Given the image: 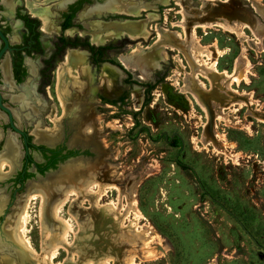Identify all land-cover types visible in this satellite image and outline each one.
Returning a JSON list of instances; mask_svg holds the SVG:
<instances>
[{"label":"rangeland","instance_id":"obj_1","mask_svg":"<svg viewBox=\"0 0 264 264\" xmlns=\"http://www.w3.org/2000/svg\"><path fill=\"white\" fill-rule=\"evenodd\" d=\"M156 1L159 0H134L133 3H148L154 6ZM161 1L163 4L167 2ZM208 1L174 0L179 4L176 6L172 0H168L171 4L164 5L162 12L148 9L146 16L149 13L157 14L156 19L142 15L136 17L145 18L149 24L150 34L147 40L138 39L136 42L128 38L115 40L113 42L118 41L114 43L117 48L108 58L120 64L125 58L134 61V58L138 57L144 62V59L152 55L148 53L154 51L152 47L146 50L145 46L152 45L157 30L159 32L171 30L175 35L176 31L183 32L185 36V30H190L196 20L215 22L216 18H223L229 21H244L240 23L242 37L218 28H195V35L200 44L209 46L216 41L218 48L226 52L220 56L209 54L208 61L213 57L216 58L215 72L202 74L200 63L195 62L184 41H182L184 48L165 44L169 42L164 41L171 38L165 40L167 36L160 33L161 39H158L157 35L155 42L162 43L164 54L162 58H157L155 65H146L147 73L150 75L147 79L139 78V70L128 68L125 64L123 67L131 69L128 77L124 71H119L111 65L115 71L106 69L104 73L101 69L102 84L97 85L96 82L97 95L93 94L89 101L93 109L92 118L99 122L94 140L100 154L95 158L99 156L102 169H106V178H112L114 180L112 181L123 189L120 194L116 190H108L100 198V203L112 201L119 208L126 207L130 202V186L136 182L137 206L142 215L141 219H137L136 227L143 224L151 225L167 245L166 250L158 253L155 251V256L146 258L147 260L135 254L133 258L135 264H264V6L262 5L264 0H259L260 4H256L254 0H227L226 3L217 0V6L212 8ZM168 8H174V11ZM177 10L180 12H175ZM79 20L81 18L77 19ZM137 43L141 45L143 51H132ZM169 45H172V50L175 51L169 50ZM209 49L212 50L211 47ZM85 53L86 59L89 54ZM199 57L200 62L201 58H207L202 55ZM157 67L160 69L154 71ZM223 70L230 76L224 77L217 73ZM244 71L248 78L247 83L244 81ZM55 75L50 73L51 77ZM125 77L128 83L123 82ZM230 77L240 78L238 85L234 82L228 84ZM172 79L174 84L180 82V86L171 85ZM50 81L52 82L51 97L46 86V92L40 87L38 94L32 95L33 100L18 91L15 96L6 97L5 104L13 111L16 126L25 129L32 136L33 142L38 143V139L50 141L51 136L58 135L66 138L68 142L72 139L76 140L77 133L86 131L84 128L69 130L63 128L61 116L67 113L66 98L64 111L60 105L61 115L56 77L50 78ZM135 81L137 84L133 83ZM199 81L207 85V88L205 84L204 87L208 92H204L203 89V95L210 100L214 97V100L219 102L215 109L208 107V111L204 110L193 96V90L201 88ZM148 82L154 83V88L149 93V101L143 103L144 87L140 83ZM243 94L244 98L252 99L250 104L254 105L246 104L248 106L235 111L234 108L240 104L239 101L243 100L240 97ZM177 95L181 98H177ZM187 95L190 98H187ZM97 97H100L102 102ZM122 98L128 99L126 107L109 101L118 102ZM101 103L115 107H100ZM217 116L226 120H219ZM54 119H59L58 123L61 122L57 128H54ZM5 121L6 115L0 112V123ZM212 121L217 122L215 130L219 134H225L226 141L233 142L235 147H227L228 143L221 142L210 132ZM88 127L89 132H93L92 127ZM165 133L167 138L173 133H177L179 138L169 143L165 139ZM18 138V134L10 129H7L4 135L0 134V161L4 163L0 168V176H4L0 179V209L4 206L3 210H6L5 216L3 213L0 214V224L3 229L8 230L11 225L9 217L15 214L20 202L27 195H33L26 207L28 215L25 234L30 246L34 248L33 252L40 254L44 248V241L47 242L48 247L52 245L48 239L44 240L45 230H49L57 237L58 225L61 224L52 215L49 214L50 219H48L45 216L46 212L41 213L40 196L46 197L45 205H47L53 196L49 193L52 192V188L63 189L64 185L58 181L57 175L39 181L32 173L24 181L23 186L16 189L14 175L20 169L23 156ZM203 143H208L206 148L203 147ZM11 144L18 152L17 155L14 154V158L11 157ZM236 152H240V156H235ZM15 158H17L16 162ZM34 158L38 160L39 157L34 154ZM42 175L45 176V173ZM83 179L79 178L69 187L74 186L80 190L83 183L92 179L109 181L95 178L93 172ZM95 196L94 192L80 198L84 200L79 205V212L87 215L90 211V219L97 211V208L94 209L95 211L90 208V202H93ZM72 199L65 203L60 211V216L67 219L72 227L67 235V243H65L67 247H61L55 252L53 263L61 264L66 258L72 260L70 257L75 260L80 252L83 253L87 248L94 247L88 245L87 240L98 239L92 230L89 237L85 236L83 241L79 240L78 236L81 235L79 226L83 218H80V213L78 214L76 210L78 202H72ZM120 212L124 213V210ZM99 215L100 213L95 219L96 226ZM132 218V214H129L128 219ZM91 223L94 225L93 221ZM105 226L111 228H105L101 234L110 240L109 236L112 233L109 230L113 228L114 231L116 225L106 222ZM88 230L85 232L89 234ZM117 235L118 233L116 234L118 239H114L112 244L119 247L120 251H112L109 245L101 243L102 247L106 246L105 249L94 250L92 255L108 252L110 256L108 262L117 263L118 255L128 249L126 242L119 240L120 237ZM152 243L153 247L158 246L156 240ZM67 249H70L71 255ZM32 255L37 258V264L46 262L43 261L42 256L37 257L33 253Z\"/></svg>","mask_w":264,"mask_h":264},{"label":"flooded vegetation","instance_id":"obj_2","mask_svg":"<svg viewBox=\"0 0 264 264\" xmlns=\"http://www.w3.org/2000/svg\"><path fill=\"white\" fill-rule=\"evenodd\" d=\"M31 1L32 0H0V112L6 115V121L0 123V134L4 135L6 130L10 129L18 134V139L21 142L23 156L20 169L17 170L14 175L16 189L21 188L24 181L30 177H26V175H32V173L35 174V172L43 174L49 169H54L57 164L70 157H77L80 164L86 168L85 171H87V173L93 172L95 177L101 180H111L108 177L106 178V169H102L103 165L100 162L99 156L95 158L96 155L100 154V150L94 140L95 133L97 132L96 127L97 124L99 125V122L97 119L94 120L92 118L93 109L89 101L93 94L97 95L95 85L96 82L97 85L101 83V68L104 64H110V66L116 67L117 70L124 71L127 77L131 74L129 72L131 69L125 68V66L123 67V63L120 64L108 58L110 53L117 48L114 43L128 37H122L117 42L108 41L105 43H93L91 41V34L100 31L104 32L107 30L108 26L92 28L91 24L94 21L100 20L102 22L144 20L145 18L138 19L136 17L141 15L147 17L146 12H149L148 9L162 12L163 6L169 5L171 2L167 0L168 3L166 2V4H163V1L159 0L154 3L155 7L152 5L151 7L148 3H133L134 0H61L60 4H58L57 1H49V12L54 14L52 17L53 24L44 28L41 19L34 15L28 7V3ZM172 1L174 5L179 6L174 0ZM117 4L121 5L128 12L140 13H137V16H133L129 13H115L112 8ZM173 9L168 8L170 11ZM175 12H180V10ZM80 18L81 20L77 21V19ZM48 29L52 30L49 31ZM70 29H72L73 32H67V30ZM161 33L163 35L171 34L173 37L177 38V41H171L167 39L169 37L166 35L167 37L165 40L168 41L164 42L169 43L165 44H174L184 48L183 40L171 30L167 32L162 30ZM154 38V42L151 46H145V48H147L146 50L151 47L154 49V51L148 53L150 55L162 44L155 42L157 33ZM128 39L136 42V40ZM139 39L140 41L147 40L143 37ZM156 44L157 46L154 47ZM91 47L94 49H91ZM69 49H81L89 54V57L86 58V62L93 75L90 78L86 77L84 80L82 79L83 85L80 89L74 87L69 93L66 98V114L62 115V109L59 104L62 115L60 116L63 119L62 126L67 130L84 128L86 132L80 131L79 134L82 136L77 133V139L69 140V142L66 138L58 135L51 136L50 141L38 139V143L44 144L35 143L33 142L32 136L28 134L25 129L16 126L13 111L5 104L7 102L6 97L15 96L18 91H21L32 99V95H37L40 87L45 91L46 86H48L47 92L51 97L50 88L52 82L50 78L55 79L56 75L55 77H51L50 73L56 74L59 62ZM172 51H175V49ZM55 65H57L56 68ZM159 69L160 68L157 67L154 71ZM127 77L123 78L124 83H128ZM133 83L137 84L136 81ZM175 84L180 86V82ZM175 84L172 79L171 85L176 86ZM140 85L144 87L143 103H147L149 100L145 102L146 92L148 91L147 94L149 96V93L154 88V83H140ZM149 85L152 87L149 88ZM205 86L207 88L206 84ZM53 90L55 92V87ZM186 97L188 98L189 96L187 95ZM240 97L244 100L249 99L248 97L244 98V94ZM177 98H181V96L177 95ZM97 99L102 102L100 97H97ZM103 99L106 100L105 98ZM127 100V98H122L118 102L113 100L109 101L126 107L128 104ZM191 101L193 102L192 99ZM249 105L252 106L254 104ZM99 106L115 107L106 103H101ZM110 113H115V111H110ZM9 117H11V120ZM60 123H58V125ZM88 126L92 127L93 132H89ZM14 128L20 130L21 133L17 132ZM178 138L179 136L177 133L171 134L170 138H167L165 133V139L169 143L174 142L175 139ZM34 154L38 155V160L34 158ZM176 162L183 166L179 161ZM100 220L101 219L97 222L98 224L102 223V221L99 223Z\"/></svg>","mask_w":264,"mask_h":264},{"label":"bare ground","instance_id":"obj_3","mask_svg":"<svg viewBox=\"0 0 264 264\" xmlns=\"http://www.w3.org/2000/svg\"><path fill=\"white\" fill-rule=\"evenodd\" d=\"M49 1H57L58 4L61 3V0H44V1L32 0L31 2L28 3L29 9L31 10V12L34 15L38 16L41 19V21L44 25V28L47 26L49 27L50 25L53 24L52 17L54 14L49 12ZM164 1L166 2L167 0H164ZM216 1L217 0H209L208 1L210 8H212L213 6H217ZM254 1H256V4L257 3L260 4L259 0H254ZM226 2H227V0L224 1V3H226ZM262 5L264 6V4H262ZM181 6H183V5H181ZM112 9H114L115 13H129L133 16H137L136 13L126 11L125 8H123L121 5H118V4L115 5L114 8H112ZM186 15H188V14H186ZM148 17H153V19H156L157 14H150L149 13V14H147V18ZM215 20H216L215 22L213 20H212L213 22L211 20H196V21H194L191 25V29L188 31L185 30L186 31L185 36L183 35V33L176 31V35L179 36L181 38V40H183L184 43H186L188 45V47H189L188 51H189L190 55L193 57V59L196 60L195 62L197 64L200 63V65H201L200 70L202 71V74H204V72H206V73L211 72L210 74H212L213 72L216 71V58L213 57L211 59V61H208L210 59L209 54L214 53V54H216L214 56H220L224 53V50H220L218 48L216 41H214L209 46L200 44L197 36L195 35V28H197V27L202 28V29H207V28L217 29L218 28V29H222L224 31H228V32L237 34L239 37L243 36L242 27H241L242 25L240 23L244 22V21H239V20L229 21V20H226L223 18H219V19L216 18ZM217 20L219 22H217ZM105 26L106 27L108 26V28L104 32L100 31L98 33H92L91 34V41L93 43H105L108 41H115V40L121 39L122 37H128V38L133 39V40H138L140 37H143L144 39H146L148 37V34H150L146 19L139 20V21H130V22L129 21H122V20H117V21H113V22H102L100 20V21H94L91 24L92 28H99V27H105ZM250 29L252 30V32H254L251 27H250ZM51 30H49V31H51ZM46 31H47V29H46ZM67 32L71 33V32H73V30L70 29V30H67ZM160 33L161 32H159L157 30L158 39H161ZM168 47H169V49H172V45H169ZM209 47H211L212 50H210ZM163 49H164V47H162L161 45H160V47H157L156 51L150 57H147V59L143 60L144 62H142V59L137 57L136 59L134 58V61H133V59L130 60L128 58H125L122 60L123 61L122 63L125 64L128 68H131L133 70H139V76H140L139 78L147 79L150 75H149V73H147V66L146 65L147 64L148 65H151V64L155 65L157 63V58L163 57L162 56L164 54ZM132 51L141 52V51H143V48H141V45L139 43H137L135 45V48ZM85 54L86 53L81 49H69L65 52V55L63 56V60L60 61L58 64L59 66H58L57 71H56V91H57V95H58L57 97L60 101V105H61L63 111L65 110V104H66L65 98H67V96L72 91V89L74 87L80 89L81 86L83 85L84 78H86V77L90 78L93 75L91 70H90V67L87 64L86 59L84 57ZM201 55L206 56L207 58H203V59L201 58V62H200L199 56H201ZM140 64H142V65H140ZM101 69L103 72L106 69H110L111 71H115L114 67H112L108 64H104ZM217 73L223 75L224 77L230 76V75H228V73H226L225 70H223L221 72L218 71ZM247 73H248V71H247ZM223 76H222V78H223ZM243 77L245 79L244 81L247 83L248 78L246 77V71H244ZM224 79H226V78H224ZM239 79L240 78H238V77H233V78L230 77L228 84H231L232 82L238 84L240 82ZM199 82H200V87L202 89H205L204 84L201 81H199ZM211 83H213V82H211ZM184 88H186V87H184ZM239 94H241V93L239 92ZM202 95H203V93H202ZM133 96H134V94H133ZM203 97H206V96L203 95ZM250 100L252 102V99H250ZM211 101H213V102H210L211 107H213L215 109L216 106H218L217 103H219V102L217 100H214V99ZM239 102H240V104L239 105L237 104L238 106L234 108L235 111L240 109L245 102L247 103V100L243 99V100H240ZM204 103H205L204 105L206 106L207 105L206 101H204ZM204 105L202 104L201 106H203L204 110L208 111V109H207L208 106H207V108H205ZM225 115H226V113H225ZM217 118L219 120H226V119H223L221 116H219V117L217 116ZM259 120H261V119H259ZM58 122H59V119H54V128H57ZM216 126H217V122L212 121L211 127H210V132L213 133L214 136L218 137V139L221 142L228 143L227 147L228 146H229V148L235 147L236 145L233 142H227L226 141L225 134H221V133L219 134L215 130ZM247 126H248V124H247ZM195 139L193 140V142H195ZM207 145H208V143H203V147L206 148ZM12 146L13 145L11 144L10 145L11 154H12L11 157L14 158L15 157L14 154L17 155L18 152L16 149L14 150ZM234 155L240 156V152L239 153L236 152ZM3 164L4 163L0 161V168L3 166ZM112 180L113 179L111 178V180H109L108 182H101V181H97L95 179L94 180L92 179V181L90 180L89 182H87L85 184L83 183V185H81L80 190H77V188L74 186L69 187L67 189H65L66 187L65 188L63 187V189L62 188L60 189V187L55 188V190L57 189L56 192H60V195H59V197H57V199L50 206L49 210H50L52 217L54 219L56 218L61 224L58 225V232L56 233L57 237L53 236L49 230H45L44 240L48 239V241H50L52 245L50 247H48L47 242L44 241L43 246L47 250H45L43 248L44 252L42 251V253H40V254L33 252L34 248L32 249V247L30 246L28 239L26 237V234H25L27 215H28L27 211H26V207H27V203L29 202V199L33 195H27L20 202L19 206L17 207L15 214L13 216L9 217L11 225H9L8 231L13 236V238L18 243H20L22 246L29 249L37 257L42 256V259L44 258L43 261L44 262L46 261L44 264H60L59 262L53 263L52 258H53V256H55L54 254L58 249H60L61 247H64V248L67 247V244H65V243H67V235H68V232H70L72 230V227H71L69 221L60 216L61 208L65 203L70 201V199H72V197H73L72 202L73 201H75L76 203L78 202V208L76 210H77V213L79 214L80 213L79 212V205H81L83 203V200H84V199L81 200L80 198L82 196H84L85 194H92L95 192L96 196H95V199L93 200V202H90L91 203L90 208H92L93 210L95 208H97V211L94 210L96 214L92 215L91 219L89 217L90 211H88L89 213H87V215H83L81 213L79 214L80 218H83L82 222H80L81 225L79 226V233H81V235L78 236L79 240L83 241L85 239V236H88V237L90 236V234H91L90 231H92L94 229V227L96 226L95 219L97 218V214L100 213L98 218H102V216H104V217L109 219V222L111 225H113V224L116 225V227L114 226L115 227L114 231H113V228H112V230H109V232L112 233V234H110L111 236H109L111 243L118 239V238L116 239V234L118 233V235L120 237L119 240L121 239L122 241H125L126 245L128 246V249L124 250L123 253L120 254L116 264H135L134 260H133L135 254H138L142 258L146 259V258H151V257L155 256V251H157V253H158V251L166 250L167 245L164 243V241L162 240L160 235L155 231V229L151 225L143 224V225H137V227H136L137 219L138 218L141 219V217H142L141 212L137 206V198H136V194H135L136 187H137L136 182L130 186V189H129L130 190V192H129L130 202L127 204L126 207H123L121 205L122 207L119 208L116 206L117 204L115 205L112 201L107 202L105 204L100 203V198L102 196H104L105 193L108 192V190H116L119 194L123 192L122 187L119 184L114 183L113 182L114 180L113 181ZM49 193L52 194V192H49ZM40 198H41V206H40L41 213L43 211L46 212V209H47V205H45L46 204V201H45L46 197L40 196ZM120 202H121V200H120ZM80 207H82V206H80ZM117 210H118V212H117ZM121 210H124V213H121L120 212ZM129 214H132V216H133L132 219H128ZM118 215H120V216H118ZM11 220H12V222H11ZM126 220L128 221V224H126V222H127ZM92 221L94 222V225H92V223H91ZM56 223H57V221H56ZM87 229H89L88 230L89 234L87 232H85ZM86 239H88V238H86ZM154 240H156V243L158 246H154V247L152 246V244H153L152 242H154ZM150 244H151V246H150ZM153 245H156V244H153ZM68 252H69V255H71L70 249L68 250ZM99 253L100 252H98V254L91 255V257L87 259L86 264H111V262H108V260L110 258L108 252L100 253V255H99ZM70 258L72 260H74L72 257H70ZM111 258L115 260L114 256H112ZM143 261H145V260H143Z\"/></svg>","mask_w":264,"mask_h":264},{"label":"water","instance_id":"obj_4","mask_svg":"<svg viewBox=\"0 0 264 264\" xmlns=\"http://www.w3.org/2000/svg\"><path fill=\"white\" fill-rule=\"evenodd\" d=\"M134 13L137 14L140 12H134ZM166 35L171 38L170 39L171 41H177V38L173 37L171 34H166ZM9 119L11 120V117H9ZM15 130L21 133L20 130L18 129ZM14 161L16 162L17 158H15ZM85 169L86 168L80 164L77 157H70L57 164V167L55 169H49L48 171H46L45 176H43L38 172H35V175L39 181L57 175V178H59L58 181L61 182L62 185H64V188L65 187L67 188L71 186L70 184H73V182L74 183L77 182L79 178L84 180L83 178L88 176L89 173H87ZM3 177L4 176H0V179H2ZM52 189L50 190H52L53 196L49 199L47 203V209L45 213V216L48 219H50L51 216L49 210L50 206L53 204L55 199L60 195V192H56L57 189L55 190V187ZM3 207L0 209V214L3 213V215L5 216L6 210H3ZM99 219H101L100 221H102L103 225L97 223V226H95L93 229L98 239L93 238L87 240V244L94 247L87 248L86 251L83 253L80 252L75 260H70L69 258L62 260L61 264H86L87 259L91 257L92 253H94V250L99 251L101 249H105L106 246L104 245L102 247L101 243H106V245H109L112 251L114 250L120 251L119 247L113 246L110 240L106 237H103L101 234V231L105 230V228L107 227L111 228L109 226H105V223L109 222L108 219L105 217ZM119 256L120 254L118 255V258ZM6 262H9L8 264H11V262H14L13 264H37V258H35V256H33L32 253L27 248L19 244L10 234V232L5 228L3 229V226H1L0 224V264H5ZM113 264H116V261H114Z\"/></svg>","mask_w":264,"mask_h":264},{"label":"crops","instance_id":"obj_5","mask_svg":"<svg viewBox=\"0 0 264 264\" xmlns=\"http://www.w3.org/2000/svg\"><path fill=\"white\" fill-rule=\"evenodd\" d=\"M204 90L201 88H199V90L198 89L193 90V96L197 99V101L199 103H201V105L202 104L204 105L205 104L204 101H206L207 105L206 106L204 105L205 108H207V106L210 108L211 107V103H210L211 100L208 97H203V95H202L203 91L208 92V90L207 89H204ZM213 99H215V98L213 97ZM153 103H154V100H153ZM249 103H251V102L249 100H247V103L245 102L242 107H244L246 104H249Z\"/></svg>","mask_w":264,"mask_h":264},{"label":"trees","instance_id":"obj_6","mask_svg":"<svg viewBox=\"0 0 264 264\" xmlns=\"http://www.w3.org/2000/svg\"><path fill=\"white\" fill-rule=\"evenodd\" d=\"M91 49H94L93 47H91ZM152 86L151 85H149V88H151ZM148 91L146 92V95H145V102H147L148 100H149V96H148ZM29 176H31V175H26V177H29Z\"/></svg>","mask_w":264,"mask_h":264}]
</instances>
